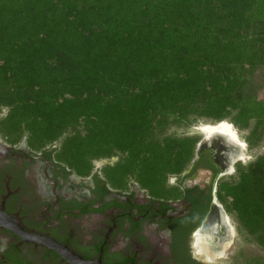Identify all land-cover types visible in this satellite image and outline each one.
<instances>
[{
    "label": "trees",
    "instance_id": "trees-1",
    "mask_svg": "<svg viewBox=\"0 0 264 264\" xmlns=\"http://www.w3.org/2000/svg\"><path fill=\"white\" fill-rule=\"evenodd\" d=\"M264 0H0V132L78 177L132 178L156 200L192 162L197 136L168 134L229 122L249 149L263 138ZM14 138V139H12ZM218 197L264 250V156ZM243 264H264L251 258Z\"/></svg>",
    "mask_w": 264,
    "mask_h": 264
},
{
    "label": "flooded vegetation",
    "instance_id": "flooded-vegetation-1",
    "mask_svg": "<svg viewBox=\"0 0 264 264\" xmlns=\"http://www.w3.org/2000/svg\"><path fill=\"white\" fill-rule=\"evenodd\" d=\"M206 143L168 180L176 198L156 200L134 184L113 188L98 168L76 176L49 153L55 145L35 152L25 136L14 145L0 134V264H70L51 243L86 264H209L197 241L221 214L232 227L218 197L232 169L231 148L220 137Z\"/></svg>",
    "mask_w": 264,
    "mask_h": 264
},
{
    "label": "rangeland",
    "instance_id": "rangeland-1",
    "mask_svg": "<svg viewBox=\"0 0 264 264\" xmlns=\"http://www.w3.org/2000/svg\"><path fill=\"white\" fill-rule=\"evenodd\" d=\"M264 74V73H263ZM264 80V77L262 78ZM258 99H264V89L258 90L257 93ZM8 113V110L3 108L0 111V119H3L6 117ZM229 124V122H226ZM204 125H212L210 121H200L198 124L191 126L187 129L183 126H170V128L166 131L168 134H175L177 136H197L200 138V142L205 140L208 146H210V143L213 138L219 139V134L214 133L210 137H206V135L201 131L202 126ZM216 125V124H215ZM232 126V125H231ZM234 129V133L238 140L242 141L245 144L244 147V154L246 155V159L242 160L240 162H237L234 165H231L232 172L229 176L222 178L221 182L229 181L230 179H233L234 181L237 180V172H236V166L237 164H240L241 166L245 167L246 165L250 164L251 162L255 161L258 157L264 156V130H263V138L258 146L254 147L253 149H249L247 143L243 140L244 137L248 136L249 132H240L235 127L232 126ZM1 138L6 140L10 143L9 138L4 135L2 132H0ZM26 137V136H25ZM14 139V138H12ZM22 140V137L18 139L14 145L19 143ZM230 145L234 146L236 145V142L233 140L228 141ZM205 143V142H204ZM55 146L59 145V142L54 143ZM231 147V146H230ZM195 149V152L197 150ZM30 149V148H29ZM31 150V149H30ZM120 159V156H116L110 159H102L98 161L93 162V169L98 168V171L100 172V175L103 176V169L106 166H113L115 165ZM134 184L137 186V184L134 182L132 178L128 179L126 184ZM125 184V185H126ZM169 186V184H168ZM231 226H232V232L230 233V238L225 242L226 244L223 245V255L222 257L215 256L214 259L209 264H243L246 261H249L251 258H259L261 260H264V250L258 247L255 243L251 242V238L247 237L246 233H239L237 223L235 222L234 218L232 216L229 217ZM215 243H218V240L215 239ZM206 244H204L205 246ZM210 247V246H209ZM208 248L209 251L211 249ZM215 247H217L215 245ZM213 247V248H215Z\"/></svg>",
    "mask_w": 264,
    "mask_h": 264
},
{
    "label": "bare ground",
    "instance_id": "bare-ground-1",
    "mask_svg": "<svg viewBox=\"0 0 264 264\" xmlns=\"http://www.w3.org/2000/svg\"><path fill=\"white\" fill-rule=\"evenodd\" d=\"M201 131L206 135L207 138L213 135L214 133H218L220 138L228 147H230L228 142L229 140H234L236 142V147H232V144L230 147L231 152L229 149L226 152V156L228 158L230 166L233 165L235 162H240L247 158L243 152L245 144L242 141L238 140L231 124L222 122L213 126L204 125L202 126ZM230 166L229 172H231ZM220 216V220H218L216 224H214L210 228V232L205 236L201 237L200 239L198 238L197 241L198 251L204 252L207 255L208 260H213L215 256L222 257L224 251L222 246L226 244V237L232 232V227L229 226L228 219L222 214ZM213 236L218 237V240L222 244H218V246L220 247L219 250H217L216 252H212L211 254L207 246L209 247V245L211 244L210 242H212ZM204 244L206 245L204 246Z\"/></svg>",
    "mask_w": 264,
    "mask_h": 264
},
{
    "label": "water",
    "instance_id": "water-1",
    "mask_svg": "<svg viewBox=\"0 0 264 264\" xmlns=\"http://www.w3.org/2000/svg\"><path fill=\"white\" fill-rule=\"evenodd\" d=\"M50 248L63 259H66L70 264H86L80 258L71 254L66 248L60 247L59 245L54 243L50 244Z\"/></svg>",
    "mask_w": 264,
    "mask_h": 264
}]
</instances>
